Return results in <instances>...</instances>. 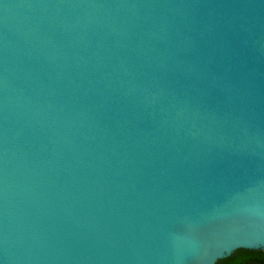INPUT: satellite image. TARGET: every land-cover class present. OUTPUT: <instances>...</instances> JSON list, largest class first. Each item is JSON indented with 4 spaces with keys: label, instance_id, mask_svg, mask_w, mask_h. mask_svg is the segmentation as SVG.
I'll use <instances>...</instances> for the list:
<instances>
[{
    "label": "water",
    "instance_id": "1",
    "mask_svg": "<svg viewBox=\"0 0 264 264\" xmlns=\"http://www.w3.org/2000/svg\"><path fill=\"white\" fill-rule=\"evenodd\" d=\"M264 249V0H0V264H215Z\"/></svg>",
    "mask_w": 264,
    "mask_h": 264
},
{
    "label": "trees",
    "instance_id": "2",
    "mask_svg": "<svg viewBox=\"0 0 264 264\" xmlns=\"http://www.w3.org/2000/svg\"><path fill=\"white\" fill-rule=\"evenodd\" d=\"M215 264H264V249L239 248L229 256L218 259Z\"/></svg>",
    "mask_w": 264,
    "mask_h": 264
}]
</instances>
